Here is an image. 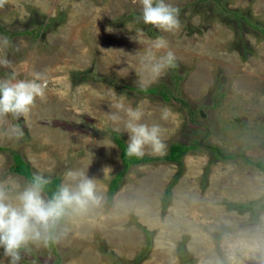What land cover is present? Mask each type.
<instances>
[{
    "label": "rangeland",
    "instance_id": "1",
    "mask_svg": "<svg viewBox=\"0 0 264 264\" xmlns=\"http://www.w3.org/2000/svg\"><path fill=\"white\" fill-rule=\"evenodd\" d=\"M165 2L179 9L180 28L173 32L136 23L139 0H6L0 6V29L12 34L0 33L10 40L4 52L12 64L0 66V79L13 71L18 80L39 73L46 84L25 117L0 119V179L25 181L10 170L15 152L32 173L60 182L69 169L84 171L101 197L67 222L68 235L55 251L34 248L20 264H232L229 257L259 264L264 256V170L244 159L264 162V36L251 26L264 28V0ZM136 30L141 43L132 38ZM158 37L164 49L153 48ZM148 50L158 56L171 50L175 67L152 77L140 62ZM141 81L144 88L169 90L171 99L141 93ZM109 88L123 95L125 107H141L145 122L162 124L164 154L172 143L199 142L182 157L181 170L158 160L131 165L110 200L109 181L122 167L113 133L125 143L128 135L108 119L116 111ZM165 106L172 116L163 122ZM13 126L22 135L5 136ZM208 145L235 157L214 160ZM145 153L159 156L150 148ZM120 195L128 203L121 209ZM203 198L209 213L192 205ZM2 254L0 248L7 264Z\"/></svg>",
    "mask_w": 264,
    "mask_h": 264
},
{
    "label": "clouds",
    "instance_id": "2",
    "mask_svg": "<svg viewBox=\"0 0 264 264\" xmlns=\"http://www.w3.org/2000/svg\"><path fill=\"white\" fill-rule=\"evenodd\" d=\"M6 0H0V6ZM142 11L136 17V23L151 25L162 32H173L180 28L179 9L165 0H139ZM111 31V30H109ZM138 43L140 30L135 31ZM10 46L7 36H0V66L12 68L5 49ZM166 47L162 38H157L153 45L155 50ZM175 55L168 50L162 55L148 50L140 58L143 70L152 77L159 78L168 68L175 67ZM141 88L146 85L140 82ZM44 77L37 73L32 79L18 80L15 72L5 79H0V119L11 115L16 120L25 117L35 105L37 98L45 95ZM112 107L108 119L119 125L113 129L127 133L125 155L129 158H143L145 149L153 154L163 155L167 145L162 139L165 129L159 122L144 121L141 107H125L121 103L123 95L117 96L114 89H108ZM172 116L167 106L161 108L159 120L166 122ZM22 135V129L13 126L4 132L7 136ZM104 143H108L107 140ZM106 170V168L104 169ZM53 183L50 176L42 172H33L23 183L14 179H0V248L7 264H20L24 255L34 248L50 247L58 244L68 235L67 222L74 216L86 213L91 207L101 203L97 194L96 183L82 170L69 169L63 180L52 192L48 191ZM264 264V256L257 258ZM236 264L234 257H229ZM4 264V260H0Z\"/></svg>",
    "mask_w": 264,
    "mask_h": 264
},
{
    "label": "trees",
    "instance_id": "3",
    "mask_svg": "<svg viewBox=\"0 0 264 264\" xmlns=\"http://www.w3.org/2000/svg\"><path fill=\"white\" fill-rule=\"evenodd\" d=\"M232 13L234 15H236V19L238 18V20H243L246 23L248 22L247 18L245 17V15L242 12L234 10ZM49 22H53V19H51ZM251 26L254 27L257 31H259L262 36H264V28H262L258 24H253V23L251 24ZM0 33L8 35L9 37L12 35L11 33H7L2 28L0 29ZM177 78L180 79L179 76H177ZM140 92L141 93H147V94H159L167 100L171 99L169 90L165 91L161 86H151V87L143 88L140 90ZM175 99L179 100L184 105H187V103L183 99H178L177 97ZM113 140L118 145V147L120 149V159L122 161V167H121V169H119L114 174V176L109 181V187H108L109 200L112 198V195L114 194V192L119 188L120 183H121L125 173L127 172V170L129 169V167L131 165L158 160V161L176 163L179 166V170H181V168H182V157L189 150L195 149L197 146H199L198 141H193L189 144L172 143L169 146L167 153L164 155H161V156L160 155L159 156L145 155L143 158H136V157L129 158L125 155L126 143L124 142L123 138L119 134L113 133ZM207 147L215 153L214 154L215 155L214 160H224V159H229V158L235 157V155H233V154L223 153L218 147H215L212 145H208ZM244 159L247 162L254 164L259 169L264 170V162H262V161L252 162L247 158H244ZM12 160H13V162L10 166V170L13 173L19 174V175L23 176L25 179L31 175V173H32L31 166L18 153L14 152L12 154ZM206 172H207V169L205 170V173ZM51 178L53 179V183L48 188L49 192L54 191L56 186L60 183L59 177L54 176ZM174 182H170L169 186L165 190V195L162 199L163 205H166V203L169 201L170 188L172 187ZM234 206L238 209H250L251 208V204H249V203H246V204L237 203ZM146 234H147V236H146V249H147L151 246L152 237L150 236V234L148 232ZM50 247H53V251H55L54 245H51ZM182 254H183V250L181 252V255ZM59 261H60V259L57 260V263Z\"/></svg>",
    "mask_w": 264,
    "mask_h": 264
},
{
    "label": "water",
    "instance_id": "4",
    "mask_svg": "<svg viewBox=\"0 0 264 264\" xmlns=\"http://www.w3.org/2000/svg\"><path fill=\"white\" fill-rule=\"evenodd\" d=\"M218 186H219V188H225L226 190L229 191V193H232V191H231L232 187L231 186H222V185H218ZM214 192H216V190ZM192 200H193L192 205H195L199 208L201 207L203 211L205 210L207 213H209L210 209L207 207L208 200L206 198L197 199L196 201L194 199H192ZM129 204H132V203H129Z\"/></svg>",
    "mask_w": 264,
    "mask_h": 264
},
{
    "label": "bare ground",
    "instance_id": "5",
    "mask_svg": "<svg viewBox=\"0 0 264 264\" xmlns=\"http://www.w3.org/2000/svg\"><path fill=\"white\" fill-rule=\"evenodd\" d=\"M118 198L120 199V202H121V203L118 204L117 207L119 206L120 209H121V208H123V206H124L125 204H127V203H126L127 201L125 200V198H123V195H120ZM118 203H119V202H118ZM119 207H118V208H119ZM116 210H117V209H116ZM115 214H117V213H115ZM117 215H119V214H117ZM115 218H116V216H115Z\"/></svg>",
    "mask_w": 264,
    "mask_h": 264
},
{
    "label": "crops",
    "instance_id": "6",
    "mask_svg": "<svg viewBox=\"0 0 264 264\" xmlns=\"http://www.w3.org/2000/svg\"><path fill=\"white\" fill-rule=\"evenodd\" d=\"M150 215H151V213H150ZM115 219V218H114Z\"/></svg>",
    "mask_w": 264,
    "mask_h": 264
}]
</instances>
